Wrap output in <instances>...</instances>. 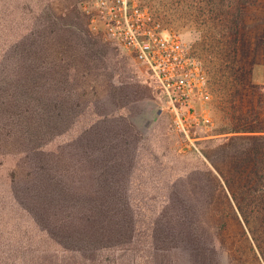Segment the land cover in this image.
Masks as SVG:
<instances>
[{"label":"rangeland","instance_id":"1","mask_svg":"<svg viewBox=\"0 0 264 264\" xmlns=\"http://www.w3.org/2000/svg\"><path fill=\"white\" fill-rule=\"evenodd\" d=\"M81 1L0 0V108L5 110L1 116L5 119L0 120V124L5 123L2 129H16V122L27 123L26 116L29 115L36 118L37 113L42 117L38 107L45 104L41 101L45 93H49L45 98L52 99L50 94L54 89L62 95L66 94L65 91L70 92L72 102L81 106L89 104L90 111L95 106L99 112L119 109L118 113L125 116L123 123H128L130 140L138 148L139 184L135 186L143 187V190L150 188L152 195H158V188L162 185H166V189L171 187L169 182H162L170 178L168 174L189 167L190 178L185 179L184 190L182 185L180 187L184 192L181 203L189 208L188 218L193 223L194 233L213 250L219 264H251L245 238L241 244L234 242V246L224 238L226 231L230 234L239 230L233 216L236 205L230 191H237L246 184L238 173H250L252 167L249 163L242 165L244 161L238 160L242 147L240 141L236 140L235 145L218 146L217 132L233 127L235 116L246 111L248 104L245 99L236 107L238 100L233 87L241 58L236 51L240 44L238 37L240 39L244 35L249 40L252 28L263 29L264 12L256 11L260 13L256 20L239 21L237 30L240 36L234 37L225 30L229 23L217 20V11H223V7L218 8L217 0H144L156 19L166 29L178 34L189 55L205 71L210 96L206 106L211 122L207 126L190 128L184 134L174 125V117L154 85L151 83L148 88L150 93L145 87H140L144 86L143 81L149 80L146 68L103 34L98 36L88 32L86 19L79 7ZM6 8L11 11H6ZM243 61L246 63L247 59L243 57ZM245 70L251 71L246 75L253 84L264 86L263 58ZM255 98V111L262 120L264 90L259 91ZM32 108L33 111L23 113L25 109ZM195 108L199 113L198 103H195ZM68 124L61 126L62 131L69 128ZM69 136L68 133L63 138ZM5 147L9 148L7 144ZM10 163L0 169V175L11 168ZM206 167L215 173L216 179L207 175ZM162 169L166 172L171 169L172 173L168 171L167 175L159 177ZM219 173L228 178L230 187L226 186ZM156 202L160 207L163 200ZM168 202L169 206L177 204L171 200ZM2 208L0 264H12L14 252L22 255L24 249L31 247L24 243L20 249L14 246L11 237L35 235V232L29 231L23 218L11 213L8 202H4ZM173 213L168 210L162 219ZM13 226L26 233L13 232L10 230ZM242 226L249 238L243 223ZM141 233L140 238L146 240V230ZM144 245L142 242L135 251L128 252L122 261L116 254L112 256L109 253V260L104 264H147L148 260L143 258ZM237 257H240V263L236 262ZM165 261L168 264L180 263L176 255L165 258ZM14 264L21 263L15 260Z\"/></svg>","mask_w":264,"mask_h":264},{"label":"trees","instance_id":"2","mask_svg":"<svg viewBox=\"0 0 264 264\" xmlns=\"http://www.w3.org/2000/svg\"><path fill=\"white\" fill-rule=\"evenodd\" d=\"M217 4L218 8L223 7V11H217V20L229 23L225 30L234 37L240 36L239 21L256 20L258 12H264V0H217ZM84 18L88 32L101 36L89 30ZM251 30V39L247 40L244 35L238 37L240 44L236 51L241 58L233 85L238 100L236 107L244 99L248 105L246 111L235 116L233 127L217 132V143L226 147L240 141L238 160L252 167L250 173H238L246 181L243 187L237 191L229 189L236 205V212L231 209L239 230L230 234L226 231L224 241L234 246V242L241 244L245 238L250 251L248 262L264 264V118L261 120L255 111L254 101L264 86L253 84L247 76L251 69L245 70L260 58L264 59V26ZM146 75L149 80L143 81L144 86L140 87L150 93L148 88L153 82L147 71ZM57 93L54 89L51 100L45 98L49 95L45 93L41 100L45 104L38 107L42 117L37 113L36 118L26 116L27 123L17 121V128L10 131L2 129L5 123L0 124V169L12 162L11 168L0 175V216L3 203L8 202L11 213L23 218L29 231L35 232V235L11 237L14 246L21 249L27 243L31 247L24 249L22 255L14 252L12 264L15 260L21 264H104L109 260V253L122 261L142 242L147 264H168L165 258L175 255L179 264H219L213 250L194 233L188 218L189 208L181 203L184 192L180 187L183 189L184 181L190 178L189 167L175 173L168 170L172 174L160 170L159 177L170 175L162 182H169L171 187L166 189L162 185L158 195H152L150 188L143 190L135 186L139 184L138 148L130 140L128 123H123L124 114L118 113L119 109L99 112L96 106L90 111L89 104L81 106L72 102L70 92ZM31 111L33 108L23 113ZM4 112L0 108V120L5 119L1 117ZM66 122L69 128L62 131L61 126ZM68 133L70 136L63 138ZM206 170L210 178L216 179L215 173L207 167ZM219 174L230 187L228 178ZM159 199L163 202L157 207ZM169 200L177 204L169 206ZM168 210L174 211V215L163 220L162 215ZM143 229L146 240L140 238ZM10 230L26 233L15 226ZM239 261L237 257L236 262Z\"/></svg>","mask_w":264,"mask_h":264},{"label":"built area","instance_id":"3","mask_svg":"<svg viewBox=\"0 0 264 264\" xmlns=\"http://www.w3.org/2000/svg\"><path fill=\"white\" fill-rule=\"evenodd\" d=\"M79 7L91 32L103 34L146 68L182 133L210 124L205 71L144 0H83Z\"/></svg>","mask_w":264,"mask_h":264},{"label":"crops","instance_id":"4","mask_svg":"<svg viewBox=\"0 0 264 264\" xmlns=\"http://www.w3.org/2000/svg\"><path fill=\"white\" fill-rule=\"evenodd\" d=\"M10 1V0H9ZM7 11H11V9L7 10Z\"/></svg>","mask_w":264,"mask_h":264}]
</instances>
